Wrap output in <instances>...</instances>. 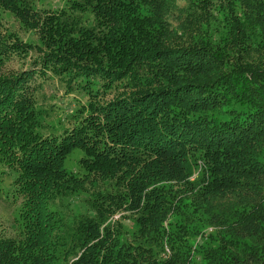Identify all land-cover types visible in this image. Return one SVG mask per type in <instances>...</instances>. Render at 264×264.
I'll return each mask as SVG.
<instances>
[{
  "label": "trees",
  "instance_id": "obj_1",
  "mask_svg": "<svg viewBox=\"0 0 264 264\" xmlns=\"http://www.w3.org/2000/svg\"><path fill=\"white\" fill-rule=\"evenodd\" d=\"M177 1L0 0V163L22 198L0 264H264V0ZM49 73L82 100L47 133Z\"/></svg>",
  "mask_w": 264,
  "mask_h": 264
},
{
  "label": "rangeland",
  "instance_id": "obj_2",
  "mask_svg": "<svg viewBox=\"0 0 264 264\" xmlns=\"http://www.w3.org/2000/svg\"><path fill=\"white\" fill-rule=\"evenodd\" d=\"M67 0H34L32 6L35 11H38L42 15H54L50 11H57L66 5ZM186 0H178L177 6L184 7ZM179 9L176 8L169 15V20L172 26H177L180 19L178 17ZM79 15V13H76ZM86 24L90 23L87 14L82 15ZM5 23V26L18 32L20 37L26 39L28 37H36L33 31H26L23 29L22 24L13 17L10 12H5L4 19H1ZM4 28V26L2 27ZM39 51L27 52L24 55L13 54L6 57L3 70L6 74H12L24 70L30 64L34 63V59L38 57ZM47 78L40 77L39 83L41 86L35 88V95L37 102L45 110V114L42 118L45 132H57L58 129L67 123L69 114L73 113L78 107V103L82 100L80 94L77 91L69 92L66 87V82L59 77L53 76L51 73ZM112 91L107 93L106 98L112 99L114 95L120 92ZM108 99V100H109ZM83 156V151L80 148H75L67 157L66 166L70 169H76L78 167V160ZM202 169V162L199 161V169L195 168L191 179H194ZM15 171L9 169V167L0 163V232L5 235L17 236L22 224L20 217V209L22 204V198L16 192L14 187ZM118 217L120 214L117 215ZM127 220V219H126ZM125 222L127 223V221ZM129 224V223H127ZM167 252V251H166ZM168 253V252H167ZM169 254V253H168ZM166 256L167 254L164 253ZM57 264H64L59 262Z\"/></svg>",
  "mask_w": 264,
  "mask_h": 264
}]
</instances>
